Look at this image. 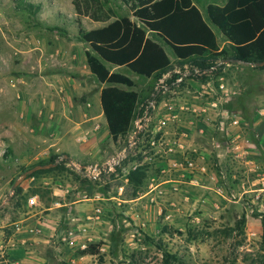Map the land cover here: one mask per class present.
I'll return each instance as SVG.
<instances>
[{
  "label": "rangeland",
  "instance_id": "374dc122",
  "mask_svg": "<svg viewBox=\"0 0 264 264\" xmlns=\"http://www.w3.org/2000/svg\"><path fill=\"white\" fill-rule=\"evenodd\" d=\"M193 1L205 18L207 4L217 2ZM108 8L119 16L130 14L120 1L110 0ZM78 21L85 30L100 27L89 18L78 19L72 0H0V116L11 115V109L15 113L10 118L16 120L25 105L33 106L43 72L38 63L44 65L47 57L57 74L89 83L90 96L99 91L101 85L86 74L89 48L79 39ZM58 46H72L77 56L72 65L62 62ZM174 65L179 75L189 67ZM225 65L222 74L207 76L206 82L217 87L211 86L214 97L209 99H199L184 78L167 83L160 93L155 83L151 101L146 97L153 80L128 72L143 100L133 130L118 143L105 139V161L81 166L102 167L98 179L81 168L67 167L66 172L87 196L98 191L105 199L98 205L101 220L87 242V247L100 245L99 254L82 259L87 248L70 252L31 240L25 256L12 224L24 206L30 207V197L23 201L10 185L0 196V264H264V71L232 67L226 72ZM201 77L194 79L204 82ZM233 84H239L238 92ZM202 120L210 130L199 127ZM11 166L10 173L19 176L33 164L15 158ZM137 168L144 173L139 190L127 179ZM166 254L175 258L167 262Z\"/></svg>",
  "mask_w": 264,
  "mask_h": 264
},
{
  "label": "trees",
  "instance_id": "16d2710c",
  "mask_svg": "<svg viewBox=\"0 0 264 264\" xmlns=\"http://www.w3.org/2000/svg\"><path fill=\"white\" fill-rule=\"evenodd\" d=\"M114 1H120L130 14L119 16L112 8L105 11L110 0H72L78 19L89 18L106 24L102 28L85 30L79 21L77 23L79 39L89 48L85 54L88 68L96 81L105 86L101 91V106L109 137L114 143L131 133L143 102L128 72L153 80L154 85L146 97L151 101L155 99L152 97L156 94L155 83L166 74L172 73L167 80L169 85L182 77L174 73L176 68L166 47L171 49L179 66H189L192 74L187 79L204 75L206 77L201 80L206 82L207 76L217 71L221 73L226 62L245 71H264L261 65L264 63V0H227L224 5L210 4L206 8L207 18L193 0ZM215 30L222 35L224 47ZM114 67L127 73L112 72ZM261 157L264 161V152ZM59 158L53 156L23 173L37 166L54 164ZM142 171L137 168L127 176L137 190L143 185ZM66 172L70 171L67 161L63 160L57 167L36 171L28 179ZM15 193L23 201L31 196V193L25 194L21 186ZM99 249L100 245L88 246L82 255H98ZM166 257L167 262L175 258L168 254Z\"/></svg>",
  "mask_w": 264,
  "mask_h": 264
},
{
  "label": "crops",
  "instance_id": "0c3cea01",
  "mask_svg": "<svg viewBox=\"0 0 264 264\" xmlns=\"http://www.w3.org/2000/svg\"><path fill=\"white\" fill-rule=\"evenodd\" d=\"M226 2L227 0H219L214 4L224 5ZM98 24L99 28L106 26L105 23ZM215 32L218 40L222 42L221 47H224L226 43L222 35L216 30ZM44 47L46 48V46L40 48ZM85 50H88V46ZM41 51L44 53L46 50ZM56 51L62 53V62L66 65H72V59L77 58L74 56L72 46H58ZM42 57H45V53ZM47 58L44 65L41 60L38 63V68H42L44 73L39 75L40 80L37 82L39 94L37 93L38 99L32 101L33 106L25 105L26 111L24 113L21 111L16 120L10 118L14 117L15 113L11 109H9L11 115L0 116V196L10 190V185L12 188L17 185L16 189L21 186L25 194L31 193L28 202L30 207L24 206L20 218L12 224L16 225L15 231L23 246L20 249L24 253L26 245L31 240L39 246L50 244L56 250L63 248L70 252L84 250L87 248V242L92 240L90 236L94 233L98 221L101 220V215L96 216V210L101 209L98 206L99 202L105 200L98 191L87 196V191L81 183L74 182L68 173L28 179L36 171L52 169L41 168L52 164L37 166L34 169L38 170L26 177L24 175L34 169L19 176L14 171L10 173L13 170L11 163L15 158L21 163L34 165L49 161L53 156H59V160L54 164L66 160L67 167L72 168L103 162L106 158L102 144L110 137L101 106V91L105 86H101L95 95L90 96L92 89L89 83L57 74L51 69L49 57ZM172 61L174 63L175 59ZM84 62L86 74H91L87 68L86 58ZM232 67L228 63L226 72ZM116 71L123 69L112 68V72ZM174 72L180 74L179 70ZM187 80L199 94V99L214 97L211 86L215 88V82L209 80L205 83L194 78ZM237 85L239 84L234 85V90L238 92ZM227 89L229 92L233 88ZM259 126L262 124H257L258 128ZM199 127L210 130L205 120L201 121ZM256 158L254 157V160L257 161ZM166 181L169 182L168 179ZM17 253L20 256L19 252L13 251V254ZM24 255L26 256V253ZM85 256L87 255H81V258ZM72 262L77 264L78 260Z\"/></svg>",
  "mask_w": 264,
  "mask_h": 264
},
{
  "label": "built area",
  "instance_id": "2783aa9c",
  "mask_svg": "<svg viewBox=\"0 0 264 264\" xmlns=\"http://www.w3.org/2000/svg\"><path fill=\"white\" fill-rule=\"evenodd\" d=\"M196 73L199 74V71L196 70ZM191 74H192V73H191V71H190V68H189V67H186V72L182 75L181 78H179V79L176 81V83H180V82H182L184 78H187V77L191 76ZM171 75H172V73H168V74H166L161 80H159V83H158V85H157V87H156V91H157V93H160L161 91H166V90H167V86H166V85H167V80L171 78ZM204 112H205V111H204ZM113 162L116 163L115 160H114ZM190 165L193 166L194 163L191 162ZM75 168H76L77 170L84 169V170L88 171V172H89V175L91 174L90 176H91L92 178H94V179H98V178L101 176V174H102V167H98V166H95V167H92V166H91V167L75 166ZM80 168H81V169H80ZM204 169H205V168H202L203 171H204ZM90 172H91V173H90ZM222 192H223V191L220 189V190H219V193L222 194ZM260 192H264V190H260ZM261 194H262V193H261ZM261 194H259V195L257 196L258 199H260ZM101 213H102L101 209H97V210H96V216H97V217H99V216L101 215Z\"/></svg>",
  "mask_w": 264,
  "mask_h": 264
},
{
  "label": "water",
  "instance_id": "95a60500",
  "mask_svg": "<svg viewBox=\"0 0 264 264\" xmlns=\"http://www.w3.org/2000/svg\"><path fill=\"white\" fill-rule=\"evenodd\" d=\"M226 63H228V62H226ZM261 65L264 66V63L261 64ZM58 164H59V162H58L57 164H52V165H49V166H46V167H41V168H45V169L53 168V167H56ZM36 170H38V169H34V170L30 171L29 173H26V174L24 175V177L28 176V174H32V173H33L34 171H36ZM16 187H17V185H14L13 190H15Z\"/></svg>",
  "mask_w": 264,
  "mask_h": 264
}]
</instances>
